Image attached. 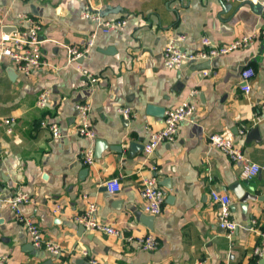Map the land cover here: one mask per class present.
Returning a JSON list of instances; mask_svg holds the SVG:
<instances>
[{
    "label": "crops",
    "instance_id": "obj_1",
    "mask_svg": "<svg viewBox=\"0 0 264 264\" xmlns=\"http://www.w3.org/2000/svg\"><path fill=\"white\" fill-rule=\"evenodd\" d=\"M264 0H0V35L18 26V15L33 18L39 28L45 64L28 76L6 57L0 58V256L3 264H257L253 255L264 229V171L250 179L224 151L207 141L218 132L238 145L252 162L264 165ZM102 20L126 19L121 31L101 32L82 17L85 8ZM14 31V30H13ZM95 31L84 57L67 61L64 44L83 47ZM183 34L187 52L214 42L253 34V42L211 59L168 68L162 50L169 37ZM255 72L248 93L240 71ZM81 69L89 71L90 82ZM206 72V74H204ZM49 98L37 107L38 93ZM192 91H195L192 94ZM89 100L94 137L77 131V101ZM183 101L195 103L192 121L179 123L172 141L151 155L143 144L151 128L162 126L164 110ZM133 115L123 117L118 108ZM55 122L58 140L43 122ZM93 147L92 165L80 153ZM154 175L165 199L160 214L142 211L143 176ZM119 177V190L104 182ZM32 201L21 205L61 253L35 249L8 198L17 191ZM226 190L231 236L218 223L219 204L211 191ZM245 193L246 200L241 197ZM85 195V196H84ZM246 195V194H245ZM89 202L96 216L121 235L87 230L74 220ZM55 205L59 212L52 211ZM152 232L158 246L144 250L137 238ZM86 250V254L82 251Z\"/></svg>",
    "mask_w": 264,
    "mask_h": 264
},
{
    "label": "built area",
    "instance_id": "obj_2",
    "mask_svg": "<svg viewBox=\"0 0 264 264\" xmlns=\"http://www.w3.org/2000/svg\"><path fill=\"white\" fill-rule=\"evenodd\" d=\"M230 1V0H228ZM264 9V3L262 4ZM82 17L89 19L98 24L101 32L107 33L111 31L123 30L126 19L120 18L116 20H102L97 11H93L88 7L82 13ZM18 26L9 33L0 35V58L6 57L12 61L17 69L24 75L28 76L34 69L40 68L45 64L41 51V39L39 37L38 23L26 14L18 15ZM253 34L237 36L230 41L216 43L207 35L201 37L202 47L194 52H187L179 46V43L184 40L183 34H177L169 37L168 43L162 50V62L168 68H178L185 62L195 61L199 59H211L216 56L228 54L234 50L248 47L254 40ZM95 31L92 32L86 40L83 47L77 45L64 44L67 55V61L75 62L77 59L84 57L86 52L94 43ZM81 73L90 81L94 82L93 75L84 69ZM206 74V72H204ZM255 74L251 66H245L240 71L241 84L240 88L243 92L248 93L251 89L250 80ZM195 91H192L194 94ZM50 91L47 88L42 89L36 99L37 107H44L49 98ZM77 113V128L76 131L80 136L93 138L94 132L90 128V111L91 105L89 100L77 101L75 104ZM118 112L125 118L133 115L128 106H121ZM196 110V105L190 101H183L178 106L172 109L164 110L162 126L151 128L149 137L143 144V151L146 155H151L161 142L172 141L177 133L179 123L183 121H192L193 114ZM11 122L10 118H3L0 124ZM51 132L52 138L58 140L62 134L55 122H43ZM207 141L215 148H218L232 159L233 163L240 169V174L243 178L250 179L260 171H264V165H259L250 161L243 153L241 148L234 144L233 141L218 132H211L207 135ZM81 162L84 165H92L95 159L93 147L84 148L80 153ZM119 177L114 176L107 179L104 184L110 192L119 190ZM139 195L142 201V211L148 215L155 216L161 213L162 205L165 199V192L162 187L157 184L154 175L143 176L141 180V188ZM8 198V203L15 213L17 222L21 225L26 236L30 239L31 244L35 249H42L51 255L61 253L60 246L53 240L46 237L40 230L36 222L21 210V205L32 201L28 193L17 191L15 195ZM85 196V195H84ZM211 198L215 203H218L220 208L218 212V223L227 236H231L237 224L230 217V202L231 197L226 190L211 191ZM97 205L95 202H89L81 213L74 215V220L81 224L87 230H98L107 234L121 235L120 230L114 225L103 222L96 216ZM52 211L59 212L60 206L55 205ZM137 242L144 250H154L158 246V240L152 232H147L137 238ZM86 254V250L82 251ZM257 264H264V229L259 232V243L253 249ZM4 257L0 256V264H3ZM90 264H105L96 258H88Z\"/></svg>",
    "mask_w": 264,
    "mask_h": 264
},
{
    "label": "water",
    "instance_id": "obj_3",
    "mask_svg": "<svg viewBox=\"0 0 264 264\" xmlns=\"http://www.w3.org/2000/svg\"><path fill=\"white\" fill-rule=\"evenodd\" d=\"M246 194V195H245ZM244 195H242V197H241V200L242 201H245L247 198H246V196H253V195H249V193H245Z\"/></svg>",
    "mask_w": 264,
    "mask_h": 264
}]
</instances>
